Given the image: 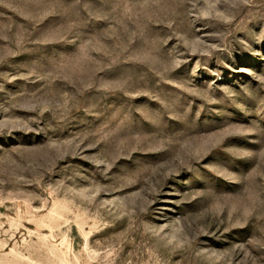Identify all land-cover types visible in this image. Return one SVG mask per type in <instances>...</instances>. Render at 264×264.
Listing matches in <instances>:
<instances>
[{
  "label": "rangeland",
  "instance_id": "1",
  "mask_svg": "<svg viewBox=\"0 0 264 264\" xmlns=\"http://www.w3.org/2000/svg\"><path fill=\"white\" fill-rule=\"evenodd\" d=\"M0 264H264V0H0Z\"/></svg>",
  "mask_w": 264,
  "mask_h": 264
}]
</instances>
